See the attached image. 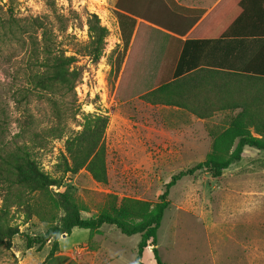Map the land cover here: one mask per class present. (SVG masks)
Here are the masks:
<instances>
[{"label":"rangeland","instance_id":"1","mask_svg":"<svg viewBox=\"0 0 264 264\" xmlns=\"http://www.w3.org/2000/svg\"><path fill=\"white\" fill-rule=\"evenodd\" d=\"M123 1L136 16L148 17L152 12L149 0ZM116 2L0 0V16L6 20L14 17L23 26L16 29V35L0 41V148L9 150L23 142L41 141L43 147H34L33 154L45 171L57 176L56 163L64 151V140L81 129L82 113L108 116L104 133L107 183L94 181L81 169L67 174L61 186L50 188L54 192L68 191L84 218L96 216L106 208L109 194L118 199L144 200L152 207L163 192L164 183L179 171L204 161L214 134L229 123L225 115L200 119L183 109L141 99L160 83L164 70L150 67L148 51L127 50L120 62L118 52L123 48V35L130 32V23L121 24L122 14ZM91 13L108 29L103 54L97 61L78 51L89 39L87 21ZM153 13L156 16V9ZM34 18L42 27L33 22ZM137 22L136 17L130 42ZM44 30L51 52H78L76 64L81 67L75 93L66 98L68 110L60 120L52 105L54 95L33 88L27 77L32 70L43 68L42 53L38 60L34 58L29 36L38 42L41 52ZM142 32L148 39L149 30ZM75 110L79 114L73 117ZM50 128H63L65 136L55 138ZM167 199L169 205L157 231L163 264H233L239 255L246 256L244 244L251 235L255 242L264 238V150L243 149L241 158L217 177L205 171L182 177L170 188ZM10 216L20 232L13 236L10 249L0 248V264L42 263L51 239L37 250L38 245L27 248L26 238L46 237L47 230L58 221L46 223L34 215L26 220L23 209L15 207ZM101 228L88 242L86 229L62 233V251L44 264H136L140 235H124L113 225L104 224ZM64 234L69 236L62 238ZM233 238L244 244H235ZM69 250L75 259L69 256ZM241 264L248 263L245 260Z\"/></svg>","mask_w":264,"mask_h":264},{"label":"trees","instance_id":"2","mask_svg":"<svg viewBox=\"0 0 264 264\" xmlns=\"http://www.w3.org/2000/svg\"><path fill=\"white\" fill-rule=\"evenodd\" d=\"M116 8L122 14L121 24L130 23V32L123 35V48L118 52L120 62H123L138 16L123 0H117ZM33 22L42 27L38 18H34ZM87 23L89 39L78 51L97 61L103 54L108 29L101 25L94 13L89 15ZM22 27L16 18L6 20L0 16V41L16 35V29ZM29 37L34 58L38 60V54L42 53L43 68L32 70L27 76L28 82L33 88L54 95L52 105L60 120L68 110L65 100L75 93L81 76V67L76 64L78 52L52 53L45 30L41 33L39 52L38 42ZM133 39L128 52L138 53L140 34ZM198 41H185L173 74L141 95V99L151 104L183 109L200 119H208L216 114L228 116V125L214 134L206 159L172 175L170 181L164 183V190L152 207L144 200L118 199L116 195L109 194L106 208L96 216L84 218L68 191L54 192L50 188L61 186L67 174H76L81 169H85L94 181L107 183V150L104 142L108 124L106 114L82 113L81 129L64 140V151L56 163L57 176L45 171L33 154L34 147H43L41 141L38 144L33 140L32 144L23 142L9 150L0 148V248L10 249L13 236L20 232L19 226L10 219L11 208L15 207L23 209L26 220L34 215L46 223L58 221L57 225L47 230L46 237L26 238L27 248L38 245L37 250L51 239V247L40 264L59 251L58 239L62 233L70 234L73 228H82L92 236L99 233L104 224L115 226L127 236L140 235L136 246V264H163L157 246V231L169 205L167 196L170 188L182 177L193 176L199 171H205L212 177L219 176L231 163L241 158L245 146L264 150V74L201 68L196 54ZM78 114L79 110H75L72 115L75 117ZM49 132L55 138L65 136L63 128H50Z\"/></svg>","mask_w":264,"mask_h":264},{"label":"crops","instance_id":"3","mask_svg":"<svg viewBox=\"0 0 264 264\" xmlns=\"http://www.w3.org/2000/svg\"><path fill=\"white\" fill-rule=\"evenodd\" d=\"M149 5L150 16L137 17L134 37L140 31L139 51L151 54V68L164 70L158 85L173 74L187 39L199 40L196 54L201 68L264 74V0H149ZM145 29L150 33L148 39L142 32ZM133 43L134 39L128 50ZM218 115L225 114L214 116ZM88 236L87 242L89 231ZM231 240L244 244L237 238ZM258 241L251 235L244 244L246 256L239 255L233 264L245 260L248 264H264V238ZM72 250L68 253L75 259Z\"/></svg>","mask_w":264,"mask_h":264},{"label":"water","instance_id":"4","mask_svg":"<svg viewBox=\"0 0 264 264\" xmlns=\"http://www.w3.org/2000/svg\"><path fill=\"white\" fill-rule=\"evenodd\" d=\"M64 236H65V234H64Z\"/></svg>","mask_w":264,"mask_h":264}]
</instances>
